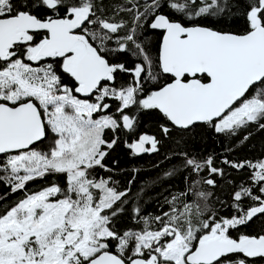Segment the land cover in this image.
I'll use <instances>...</instances> for the list:
<instances>
[{"label":"snow or ice","instance_id":"6c2138e0","mask_svg":"<svg viewBox=\"0 0 264 264\" xmlns=\"http://www.w3.org/2000/svg\"><path fill=\"white\" fill-rule=\"evenodd\" d=\"M236 3L119 0L105 15L98 0H0V186L8 190L0 201L23 193L0 211V264L264 260V230L240 232L254 220L264 222V159L222 161L252 170L251 186L234 191L229 216L209 206L213 193L204 186L215 187L211 177L224 175L211 156L174 154L189 175L184 188L157 197L154 215L133 202L148 194L142 188L133 197L136 176L121 188L104 163L121 143L119 133L134 129V106L162 114L164 137L173 127L187 132L198 124L232 136L253 125L264 130V0H245L242 33L209 26ZM121 13L130 23L118 19ZM149 29L159 33L155 61L141 41ZM121 54L137 62L129 67ZM119 74L130 82L118 86ZM164 77L170 80L159 83ZM147 82L154 85L150 91ZM108 101L116 104L114 113ZM45 140L46 147H39ZM125 144L138 156L158 152L160 141L144 134ZM96 169L106 175H94ZM205 171L208 178L201 175ZM49 175L62 176L63 185L27 189ZM129 204L138 229L115 228Z\"/></svg>","mask_w":264,"mask_h":264},{"label":"trees","instance_id":"16d2710c","mask_svg":"<svg viewBox=\"0 0 264 264\" xmlns=\"http://www.w3.org/2000/svg\"><path fill=\"white\" fill-rule=\"evenodd\" d=\"M118 2L119 0H98V3L102 4L105 9V15H111L114 5ZM245 6V0H237V3L233 5V11L220 18V23H216L218 18H211L213 23L209 26H215L218 30L222 31L242 33L245 30V22L241 13ZM162 11L166 10L162 9ZM168 14L173 19L179 18L171 12ZM119 18H123V20L129 23L131 20L126 13H121ZM141 41L148 54L155 61L158 56L159 33L149 29L141 35ZM111 46L114 47L115 45ZM119 59L126 61L129 67L133 66L134 62H137V58L130 54H121ZM64 80L66 83L70 82V78L67 76L64 77ZM169 80L170 77H164L159 83L162 84ZM127 82H130V77L127 74H119L117 76L116 83L118 86ZM145 86L149 91L154 87L151 82H147ZM108 102L112 104L110 114L114 113L116 104L112 101ZM129 114L136 118L134 129L132 131L122 130L119 133L121 143L105 159L104 163L114 169L112 173L113 179L118 182L121 188L129 187L128 180L133 175L136 176L135 183L131 186L133 197L142 188L148 193L147 195L142 194V203L138 200L133 201L140 204L142 212L144 214H156L160 210L157 197H160L161 194H167L168 189L176 191L185 187L183 178L189 175V173L181 169L182 158L174 154L187 152L189 155L201 160L211 156L214 160V166L223 170V176L215 175L211 177L216 182L215 187L205 185L204 188L213 193L209 200V206L217 210L219 215L229 216L232 211L229 207L232 203V195L234 191L239 190L241 185L244 187L251 186L249 177L252 170L247 167L239 170L234 169L223 164L222 161L227 158L235 162L251 161L255 163L258 160L264 159V130H259L253 125L239 130L235 136H232L217 134L207 126L196 125L192 130L187 132L173 127L170 136L164 137L160 131V125L166 123V121H164L162 114L158 110L137 111L134 106ZM169 126L171 127L170 124ZM144 134L154 136L160 141L158 152L142 153L138 156L131 155L130 149L126 147L125 142L130 143ZM108 135L111 136V133H108ZM246 135L248 139L244 140V136ZM48 142L45 140L39 147H46ZM166 157H171V159H166ZM113 161H116V163L113 164ZM174 168L180 169V171H177L174 176L166 177L165 173L172 171ZM133 169L139 170L138 173H134ZM94 175L105 176L106 173L102 169H96ZM201 175L205 178L209 177L206 171L201 173ZM196 178L199 179V177ZM53 182L63 185L64 180L62 176L49 175L46 179L30 182L27 185V189L35 192ZM7 191V188L0 186V195H3ZM22 196V192L9 193L6 199L0 201V211L3 210L4 206L17 201ZM131 207L132 204H129L125 208V211L115 220V228L121 230L138 229L136 219L131 215ZM254 222L255 220L249 225L254 224ZM258 264H264V260H259Z\"/></svg>","mask_w":264,"mask_h":264},{"label":"rangeland","instance_id":"374dc122","mask_svg":"<svg viewBox=\"0 0 264 264\" xmlns=\"http://www.w3.org/2000/svg\"><path fill=\"white\" fill-rule=\"evenodd\" d=\"M262 230H264V222H262L261 220H255L254 224L249 225L248 227L245 228H241L240 232L249 235H255L256 233H259ZM233 236H238V233L234 232Z\"/></svg>","mask_w":264,"mask_h":264},{"label":"flooded vegetation","instance_id":"af4514ba","mask_svg":"<svg viewBox=\"0 0 264 264\" xmlns=\"http://www.w3.org/2000/svg\"><path fill=\"white\" fill-rule=\"evenodd\" d=\"M149 145H146L145 147H148Z\"/></svg>","mask_w":264,"mask_h":264},{"label":"water","instance_id":"95a60500","mask_svg":"<svg viewBox=\"0 0 264 264\" xmlns=\"http://www.w3.org/2000/svg\"><path fill=\"white\" fill-rule=\"evenodd\" d=\"M199 125V124H198ZM176 129V128H175ZM177 130H179V129H177ZM141 155V154H140Z\"/></svg>","mask_w":264,"mask_h":264}]
</instances>
